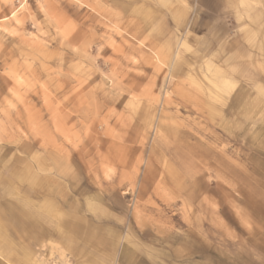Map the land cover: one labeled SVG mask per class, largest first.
Masks as SVG:
<instances>
[{
    "label": "rangeland",
    "instance_id": "1",
    "mask_svg": "<svg viewBox=\"0 0 264 264\" xmlns=\"http://www.w3.org/2000/svg\"><path fill=\"white\" fill-rule=\"evenodd\" d=\"M26 166L44 224L85 231L7 227L0 264H224L264 224V7L0 0V179Z\"/></svg>",
    "mask_w": 264,
    "mask_h": 264
},
{
    "label": "crops",
    "instance_id": "2",
    "mask_svg": "<svg viewBox=\"0 0 264 264\" xmlns=\"http://www.w3.org/2000/svg\"><path fill=\"white\" fill-rule=\"evenodd\" d=\"M250 1L252 7H264V0ZM241 99H243V97L241 93H239L236 96L235 100L241 101ZM28 169L29 168L27 166L23 171L12 169L9 179H0V189L4 194L12 196L11 199H7L3 203H0V213L3 214L5 218L7 217L8 213V215L11 216L10 221L6 218L8 226L3 227V229L0 231V239L5 241L8 240L10 241V244L14 242V238L12 236L9 239V237H6L4 234L6 228L8 227L11 231L16 232L17 240L23 239L24 236L18 234V232H23V234H25V238L28 237L34 242H41L42 240L51 237L54 230L60 231L61 229L67 230L68 236H65V239L67 240V238L72 236V232H76V228H78L77 226L79 224L76 223V221L71 220L63 221L60 220V218L57 219L55 226L52 227L53 230L51 228L49 229V227L44 224V221H46L45 216L51 210L50 205H47L46 203L38 205V211H36L33 209L35 206L30 200L32 196V188L39 185L38 190L41 189V185H43L42 183L44 182V179H30ZM253 200V196L252 194H250V198H248L247 201L249 215L252 218L260 217V221L264 222V208L257 209L254 206ZM203 227L204 224L202 225V228ZM253 227L254 225H252L249 230L243 229V231L245 232L244 236L246 238L244 240L240 239L241 241L239 243L237 242L234 245L235 251L233 254L223 253L220 251L221 253H218V262H223L224 264H264V224H260L259 227L257 226V231H254ZM78 229H80L81 232L85 231H83L82 228ZM84 236L87 237V235L85 234ZM202 243V248L200 251H197L196 257L200 258L202 264H208L211 260V255H213V251H211L209 243L206 240H203ZM0 248H2L1 244ZM74 253L76 254L77 251H74ZM80 257H82L81 253ZM193 259V254L187 255L185 264H190L191 262L193 263ZM128 260L129 263L144 264L141 259H137L138 261H134L133 257H129ZM148 260L149 259H147V261L144 260L145 263L149 262Z\"/></svg>",
    "mask_w": 264,
    "mask_h": 264
},
{
    "label": "bare ground",
    "instance_id": "3",
    "mask_svg": "<svg viewBox=\"0 0 264 264\" xmlns=\"http://www.w3.org/2000/svg\"><path fill=\"white\" fill-rule=\"evenodd\" d=\"M237 101V100H236ZM26 148V147H25ZM25 160V159H24ZM21 176V175H20ZM14 177V176H13ZM26 178V177H25ZM27 179V178H26ZM2 180V179H1ZM17 180V179H16ZM15 180V181H16ZM24 180V179H23ZM28 180V179H27ZM38 181V180H37ZM37 184V183H36ZM35 185V184H34ZM26 186V185H25ZM24 186V187H25ZM7 187V186H6ZM12 189V188H11ZM25 189V188H24ZM27 196V195H26ZM14 200V199H13ZM12 211V210H11ZM28 211V210H27ZM29 212V211H28ZM9 216V215H8ZM17 218V217H16ZM11 219V218H10ZM18 220V219H17ZM15 221V220H14ZM19 225V224H18ZM8 226L7 219L4 217L3 214L0 213V231L3 229V227ZM19 227V226H18ZM28 232V231H27ZM46 234V233H45ZM11 262V261H10Z\"/></svg>",
    "mask_w": 264,
    "mask_h": 264
}]
</instances>
